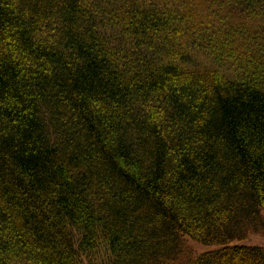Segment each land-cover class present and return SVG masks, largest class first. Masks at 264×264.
Masks as SVG:
<instances>
[{
    "label": "trees",
    "instance_id": "16d2710c",
    "mask_svg": "<svg viewBox=\"0 0 264 264\" xmlns=\"http://www.w3.org/2000/svg\"><path fill=\"white\" fill-rule=\"evenodd\" d=\"M264 0H0V264H264Z\"/></svg>",
    "mask_w": 264,
    "mask_h": 264
},
{
    "label": "rangeland",
    "instance_id": "374dc122",
    "mask_svg": "<svg viewBox=\"0 0 264 264\" xmlns=\"http://www.w3.org/2000/svg\"><path fill=\"white\" fill-rule=\"evenodd\" d=\"M230 244H245V245H262L264 246V236L260 233H248L244 238L235 239ZM183 249L178 256L179 263L184 264L187 260L194 258L199 253L211 249L215 246L204 245L196 242L187 236L183 237Z\"/></svg>",
    "mask_w": 264,
    "mask_h": 264
}]
</instances>
